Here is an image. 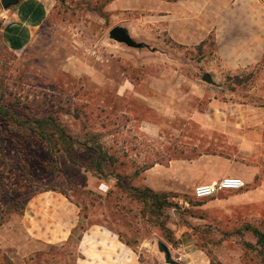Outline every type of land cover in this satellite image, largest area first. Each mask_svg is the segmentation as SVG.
<instances>
[{
	"label": "rangeland",
	"instance_id": "obj_1",
	"mask_svg": "<svg viewBox=\"0 0 264 264\" xmlns=\"http://www.w3.org/2000/svg\"><path fill=\"white\" fill-rule=\"evenodd\" d=\"M157 5L52 0L28 47L0 43V96L49 119L46 129L54 121L86 161L64 151L55 159L39 135L9 134L0 264H77V225L111 228L144 264H264V245L247 229L264 232V57L231 67L216 34L177 40L154 10L167 5ZM115 26L144 47L111 38ZM95 150L106 154L102 174ZM223 176L245 185L196 198L198 185ZM146 186L170 193L172 204L151 210L132 191Z\"/></svg>",
	"mask_w": 264,
	"mask_h": 264
},
{
	"label": "crops",
	"instance_id": "obj_2",
	"mask_svg": "<svg viewBox=\"0 0 264 264\" xmlns=\"http://www.w3.org/2000/svg\"><path fill=\"white\" fill-rule=\"evenodd\" d=\"M153 1L156 6L167 5L165 10L164 6H155L154 10L170 18L168 27L177 40L192 43L214 33L218 43L224 45L220 52L234 68L257 64L264 57V0ZM51 8L52 0H20L8 8L0 0V42L14 52L24 50ZM174 20L182 24L179 32ZM99 188L108 189L103 183ZM78 251L77 264H144L132 246L104 226L88 227L78 242Z\"/></svg>",
	"mask_w": 264,
	"mask_h": 264
},
{
	"label": "trees",
	"instance_id": "obj_3",
	"mask_svg": "<svg viewBox=\"0 0 264 264\" xmlns=\"http://www.w3.org/2000/svg\"><path fill=\"white\" fill-rule=\"evenodd\" d=\"M2 43V42H0ZM3 44V43H2ZM6 47V46H5ZM49 119L40 118V117H32L26 115L21 109L15 107L12 103H6L4 100L3 95L0 96V187H5L7 190L6 180H7V168H8V161L6 157V148H7V139L9 134H16V136H31L33 139L38 135L44 141H46V150L50 152L52 157L57 159L56 154L60 151H64L67 153V156L72 162H83L85 163V159L83 155L78 153L76 149L77 141L74 140L70 135H68L64 129L60 128L58 125L51 121V128L46 129L43 126L48 124ZM37 124V125H35ZM41 128V129H40ZM57 140V141H54ZM97 153V161L95 163V170L102 174V163L106 158L105 153H99L98 150H95ZM89 167V166H88ZM120 186L124 187L125 189L129 190V187H126L122 183ZM131 190V189H130ZM134 197L143 200L144 204L149 203L148 205L151 207V210H157L167 207L168 205L172 204L168 202V198L170 193L167 192H159L155 191L150 187L141 188H132ZM19 195L16 194V196ZM148 199V200H147ZM14 211H19V213L23 214L24 212V204L16 201L13 204ZM77 225L73 231L72 235L78 229H81L80 235L78 237V242L81 240L84 232L87 228H82V226ZM248 230H251L252 233L258 237V242L264 245V232L261 231L257 227L247 226ZM121 238V236H120ZM122 239V238H121ZM123 240V239H122ZM125 242V241H124ZM129 246H131L128 242H126ZM165 250V249H164ZM171 257H168L170 260Z\"/></svg>",
	"mask_w": 264,
	"mask_h": 264
},
{
	"label": "built area",
	"instance_id": "obj_4",
	"mask_svg": "<svg viewBox=\"0 0 264 264\" xmlns=\"http://www.w3.org/2000/svg\"><path fill=\"white\" fill-rule=\"evenodd\" d=\"M245 182L242 178L236 176H223L219 181L213 183L200 184L195 189V196L198 199H206L221 192L236 191L243 188ZM184 203L189 205V201Z\"/></svg>",
	"mask_w": 264,
	"mask_h": 264
},
{
	"label": "water",
	"instance_id": "obj_5",
	"mask_svg": "<svg viewBox=\"0 0 264 264\" xmlns=\"http://www.w3.org/2000/svg\"><path fill=\"white\" fill-rule=\"evenodd\" d=\"M20 0H1V4L3 7L8 8L13 5H17ZM110 37L113 38L114 40L120 42V43H125L126 45L130 47H136V48H142L144 47V43L136 41L130 34L129 30L124 27V26H115L113 27L110 32ZM204 79L212 82V76L207 73L204 76ZM165 249V252L167 256H170V250L168 249L167 246H163Z\"/></svg>",
	"mask_w": 264,
	"mask_h": 264
}]
</instances>
